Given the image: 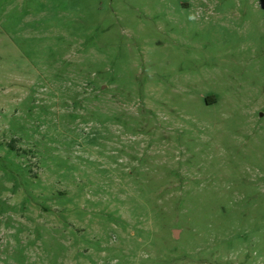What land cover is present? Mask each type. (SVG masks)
<instances>
[{
  "label": "rangeland",
  "instance_id": "obj_1",
  "mask_svg": "<svg viewBox=\"0 0 264 264\" xmlns=\"http://www.w3.org/2000/svg\"><path fill=\"white\" fill-rule=\"evenodd\" d=\"M0 264H264V0H0Z\"/></svg>",
  "mask_w": 264,
  "mask_h": 264
},
{
  "label": "water",
  "instance_id": "obj_2",
  "mask_svg": "<svg viewBox=\"0 0 264 264\" xmlns=\"http://www.w3.org/2000/svg\"><path fill=\"white\" fill-rule=\"evenodd\" d=\"M178 233H179L178 231H175V235H176V236H178Z\"/></svg>",
  "mask_w": 264,
  "mask_h": 264
}]
</instances>
